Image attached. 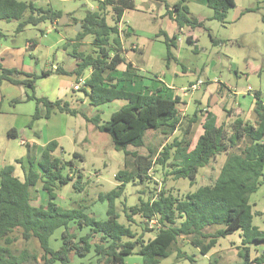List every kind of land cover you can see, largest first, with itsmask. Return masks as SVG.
Here are the masks:
<instances>
[{
    "label": "trees",
    "instance_id": "1",
    "mask_svg": "<svg viewBox=\"0 0 264 264\" xmlns=\"http://www.w3.org/2000/svg\"><path fill=\"white\" fill-rule=\"evenodd\" d=\"M207 4L214 11L212 18L225 23L236 0H207ZM166 6L167 14L178 27L172 36L165 31L159 33L164 36L169 64L178 60L174 48H177L182 29L205 27V23L191 14L185 0ZM135 7V0H98L96 9L87 11L82 19H74L76 24H82L75 39L81 41L91 35L95 48L89 53L75 50L78 66L71 72L57 65L41 74L76 73L80 78L92 68L83 87L90 97V104L98 106L117 99L125 100L106 121L100 114L84 115L97 129L109 133L115 149L125 154V167L115 174L120 183L110 191L100 192L97 198L108 203L107 217L98 218L85 199L75 201L71 208L58 203L62 187L73 181L76 190L82 191L85 185L80 171L76 180L73 173H64L67 166L74 165L73 159L63 160L56 156L55 152L61 146L58 140H51L43 148L38 168L34 166V159H29L23 178L15 174L12 164L0 170V264H29L32 259L39 258L38 254L27 249L14 253L11 246L17 238L14 232L18 229L24 240L36 238L39 241L42 254L38 264H71L75 256L85 259L80 264H127V257L133 254L143 257L142 264H161L162 259L174 252L173 247L178 258H187L189 264H197L195 255L179 245L180 237H190L191 243L207 255L221 237L238 230L242 242L239 252L242 263H223L218 258H210L209 264H264V249L256 248L264 242V229L253 222L255 214L263 212H254L255 203L250 202V195L264 183V99L261 93H254L257 120L252 123L240 116L236 108H231L226 110L233 118L230 126L225 122L219 123L217 115L209 109L206 113L203 109H196L184 120L180 105L185 102L180 96H166L161 89L154 92L131 91L120 86V82L133 80L136 74L133 64L122 56L119 30L125 11ZM110 8L114 24L109 22ZM62 15V11L51 7H36L32 1L0 0V20H20L19 30L28 23L37 25L46 20L59 23ZM124 35L130 36L131 32L126 31ZM188 41L194 43L192 35L188 36ZM123 62L126 70L116 77L117 68ZM182 67L186 70L184 65ZM38 77L17 67H5L0 62V86L7 81L31 88L33 94L27 99L43 103L47 108L46 117L56 109L72 115L79 113L68 100L58 98L51 101L37 97L35 83ZM15 102L19 100L11 101ZM202 112V132L193 138V127L200 121L199 113ZM40 116L37 109L34 118ZM153 131L173 138L163 143L161 148L150 147L148 154L140 153L138 148L146 145L147 135ZM8 133L11 137L18 135L15 128ZM27 147L30 153L31 145L27 144ZM130 147L137 149L130 150ZM223 152L227 153V158L214 182L182 195L175 194L174 189L166 185L168 176L174 180H195L200 168L209 165ZM129 156L131 159H127ZM75 157L84 159L79 152L74 153ZM129 164L131 169L127 167ZM155 165L165 169L164 182L160 187H154L148 197L140 196L135 204L127 205L123 200V212L129 224L121 222L122 210L116 202L124 196L127 182L149 181ZM39 182L48 194V201L47 204L34 205L31 189ZM136 216L140 217L141 230L132 227L133 222L137 223ZM152 220L156 223L151 227ZM216 225L222 227L214 228ZM59 230L61 243L56 248L52 238ZM147 231H153L154 235L147 237ZM253 248L258 251L255 255Z\"/></svg>",
    "mask_w": 264,
    "mask_h": 264
},
{
    "label": "rangeland",
    "instance_id": "2",
    "mask_svg": "<svg viewBox=\"0 0 264 264\" xmlns=\"http://www.w3.org/2000/svg\"><path fill=\"white\" fill-rule=\"evenodd\" d=\"M26 1L34 2L36 7H51L63 13L59 19L63 21L62 24L57 22L54 24L51 20H46L37 25L28 23L20 30L18 29L20 20H0V32H2L0 47L9 45L22 49L20 62L25 66L21 69L25 73L39 76L35 83V93L39 97L38 92H44V78H46V76H41L42 71L48 68L55 69L54 64L69 63L57 56L82 29L81 25L77 30L78 23L81 22L76 24L74 19H82L87 11L96 9L98 0ZM177 1L181 0H135L136 7L127 10L119 24L125 30L135 28L136 34L126 36L129 46L134 42L144 48L143 53L132 51V54L137 57V62L144 71L140 74L146 76L143 81L145 90H158L164 87L158 79L160 76L166 83L174 85L176 92L188 101L187 107L186 104L180 105L184 108L182 111L184 120L201 106L214 112L219 123L225 122L230 125L233 118L228 116L226 110L231 108H236L240 116L254 123L257 120L254 93L259 91L264 99V0H236L235 6L231 7L227 14L225 23L212 18L214 12L208 6L207 0H185L191 14L204 20L207 28L201 26L192 29L193 35L198 38L194 44L188 41V36L186 37L187 29H182L178 38L180 41H177V51H175L178 60L168 64L167 46L163 40L164 36L159 33L165 31L170 35L173 29L178 30L177 23L167 14L166 6V4L172 6ZM246 9L250 10L246 11ZM109 11H111L109 22L114 24L112 8ZM61 40H63L62 43ZM93 40L91 35L82 40L83 52H90L93 49ZM27 41L37 42L38 46L28 48L26 47ZM55 43L58 44V51L54 47ZM183 64L187 67L186 70H183ZM72 74L74 73L66 74L70 75L65 80L69 81L68 85L61 82L59 95L64 100H68L79 113L72 115L53 110L51 116L46 117L43 111L45 106L40 104L41 116L37 119L34 118L37 102L34 99H27L28 95L33 94V90L27 86L3 81L2 88L0 87L5 96L2 102L4 112L0 116V170L3 166L12 164L19 168V172H22L21 163L29 167V159H34V166L37 168L44 146L51 140H58L61 147L55 155L63 160L73 159L74 162L73 166H67L64 169V173H73L74 177L76 176L74 180H76L80 171L85 185L82 191L76 190L73 181L62 187L59 193V204L71 208L75 201L85 199L96 216L104 219L107 217L108 203L99 201L97 198L100 192L110 191L120 183L115 174L125 167V154L115 149L109 133L97 129L95 124L88 121L84 115L92 117L100 114L102 120H107L106 118L109 119L110 114L119 109L122 101L125 100L117 99L94 106L90 104L89 99H86L83 89H74L77 79ZM48 76L57 81L61 80V76L54 72ZM22 77H25V74ZM190 79L195 83L198 81L203 83L200 88L187 91L184 86H188ZM249 87H251L250 90ZM15 99L19 102L11 103ZM202 114L203 112L199 113L200 121L193 127V138L201 132ZM12 127L17 130V137L9 136L8 132ZM172 138L173 136H167L161 132H150L146 138V145L138 150L142 154H148L150 147L161 148L163 143L171 141ZM23 141L31 145L30 153ZM133 149L137 148L130 147V150ZM75 152L81 153L84 159L74 158ZM226 158V152L219 154L209 165L200 168L193 181L189 178L174 180L168 176L166 185L172 187L175 194L182 195L202 185L210 184L219 176ZM127 167L131 169L132 165L129 164ZM150 175L152 178L144 183L139 180L127 182L124 196L116 202L118 208L122 210L121 222L129 224L123 212L125 203L132 205L139 201L140 196L146 198L152 194L154 187H160L164 182L165 169L155 165ZM33 197V203L36 205L47 203L48 196L41 184L33 193ZM92 202L94 204H91ZM250 202L255 203L254 212H263V214H255L253 222L264 229V183L250 195ZM136 222L132 223V227L141 230L142 224H140L139 216H136ZM217 227H222V225L214 226V228ZM14 235L17 237L11 246L14 253L19 254L27 249L38 254L39 258L32 259L29 263L38 264L42 254L39 241L36 238L24 240L19 229L14 232ZM153 235V231L146 232L147 237ZM190 240V237L182 236L179 238V245L189 254L195 255L197 264H209L210 258H218L223 263H238L243 260L239 255L240 247H242L239 230L226 237H221L217 246L208 255L202 254ZM256 248L263 250L264 242L259 243ZM256 248L252 251L254 255L258 253ZM173 250L174 252L169 257L162 259L161 264H189L187 258H178L174 247ZM82 260L85 259L75 256L71 264H80ZM127 262L128 264H142L143 257L138 254L129 255Z\"/></svg>",
    "mask_w": 264,
    "mask_h": 264
},
{
    "label": "crops",
    "instance_id": "3",
    "mask_svg": "<svg viewBox=\"0 0 264 264\" xmlns=\"http://www.w3.org/2000/svg\"><path fill=\"white\" fill-rule=\"evenodd\" d=\"M127 11H125L124 15L126 14ZM214 12V11H213ZM123 15V17H124ZM214 15V14H213ZM123 17H122V20H123ZM26 18V17H25ZM23 20V19H22ZM121 20V22H122ZM54 24L56 22H53ZM122 29V30H121ZM135 29V28H134ZM133 28L132 29H127L125 30L124 28H121V26L119 25V30H120V36H121V39H122V56L128 61V62H131L133 64V66L135 67V70H136V74L134 75L133 77V80H129V81H123V82H120V86H125L126 88L130 89L131 91H138V90H142V91H145V92H154V91H158L159 89H161V92L164 93L166 96H170V97H176V96H180L181 99L185 102L184 104H186V107L189 105L188 101L184 100L183 97L181 95H179L178 92H176V87L172 84H168L166 83L163 78H161L159 76V80L160 82L163 83L164 87H160L158 88V90H153V89H146L144 88L143 86V81L144 79L146 78L145 75H142L140 74L141 72H144L142 69H141V65L139 62H137V57L133 56L132 54V51L134 52H140V53H143L144 52V48L139 46L138 43H131V45L129 46L127 44V40H126V36L124 35V32L128 31V32H131V35L132 34H136L135 30ZM183 29H187V34H186V37L189 36V35H192L193 38H194V42H196V40L198 39L197 37H195V35H193V30L190 29V28H183ZM177 30L176 29H173L172 30V34L170 35H173ZM44 34H46V32H43ZM89 36V35H88ZM63 40H61L60 42L62 43ZM178 41H180V39H178ZM58 43V42H57ZM55 43V46L56 47V51H58V44ZM194 44V43H193ZM1 45V44H0ZM196 47H197V44L195 43ZM36 46H38V43L37 42H34V41H27L26 42V47L28 48H35ZM83 41H77L76 39H71L70 42H68V46H66L65 48H63L62 51H60V54L57 56L58 58H61L62 60H66L68 61L69 63L67 62H64V65L62 64H54V68L57 67V65H60L62 66L65 70L67 71H73L77 66H78V59L74 56V53H75V50H77L78 52H83L84 49H83ZM69 47V48H68ZM94 48V47H93ZM197 49V48H196ZM93 50V49H92ZM91 50V51H92ZM90 51V52H91ZM175 51H177L176 48H174V53ZM84 53H89V52H84ZM22 56V49L20 48H16V47H10L9 45H6V46H3L0 47V62L5 66V67H8V68H13V67H17V68H22L24 69L23 67L25 66L23 63L20 62V57ZM70 57H72V59H70ZM74 58V59H73ZM180 62V61H179ZM184 65V64H183ZM151 66V64H150ZM185 66V65H184ZM48 69H52V68H48ZM118 71L115 73V76L116 77H119L122 75V73L126 70V63L123 62L121 63L119 66H118ZM187 69V67H186ZM92 73V68H89L85 71L84 73V76L82 77H78V75L76 73L72 74L73 77H75L77 79L76 83L74 84V89H75V85L80 83L81 86L79 89H76V90H80V89H83L88 77L91 75ZM61 76V80L57 81L56 79H51L50 76H46V78H44V92L40 91L38 92V96L39 97H46L48 98L49 100L51 101H55L56 99L58 98H62L64 99L63 97H61L59 94H60V85H61V82H65L66 85H68V82L69 81H65L67 80L66 77L67 76H70V75H66V74H59ZM75 79V80H76ZM192 84H195V81L194 80H189V84L188 86H184V89H187V91H190L191 89H189V87L192 85ZM2 85V84H1ZM2 88V86H0ZM148 87V86H147ZM1 88H0V106H1V113H0V116L3 115L2 112H4L3 108H2V102L5 100V96L4 94L1 92ZM86 89H88L86 87ZM89 90V89H88ZM192 91V90H191ZM82 100H84L83 98H81ZM86 99H89V102H90V97L86 94ZM115 101V100H113ZM190 102H192V100H190ZM125 103V101H122V105ZM9 104L11 105V103L9 102ZM40 104H43V103H40ZM40 104H37V109L38 111H40V108H39V105ZM202 104V102H201ZM9 105V106H10ZM44 105V104H43ZM45 106V105H44ZM46 106H45V109L43 111H45V115H46ZM181 111H183L184 108H182L181 106ZM197 109H203V110H207V108H202L201 106L200 107H197ZM57 110V109H56ZM54 110V111H56ZM114 112V111H113ZM112 112V113H113ZM207 112V111H206ZM205 112V113H206ZM40 113V112H39ZM111 113V114H112ZM110 114V116H111ZM183 114V113H182ZM204 118V116H203ZM232 118V117H230ZM108 120V118H106ZM103 121H106L105 119H103ZM219 122V121H218ZM15 125V124H14ZM14 128V127H12ZM11 128V129H12ZM201 132H202V129H201ZM200 132V133H201ZM23 143L27 146V143H25L23 141ZM28 148V147H27ZM130 149V148H129ZM124 158H125V155H124ZM20 168H22V172H19V168L17 166H15V174L18 175L19 177L23 178L24 177V169L25 168H28L27 166L23 165L21 163V166ZM38 168V167H37ZM21 170V169H20ZM39 184L42 185V182H39L37 184V186L33 187L31 189L32 191V195L33 193L35 192V190H37ZM118 185V184H117ZM42 189H43V186H42ZM44 190V189H43ZM45 191V190H44ZM46 192V191H45ZM47 193V192H46ZM60 193V191H59ZM48 196V194H47ZM34 201V197L32 199V203ZM48 201V199H47ZM57 201H60V194L58 196V199ZM59 203V202H58ZM34 204V203H33ZM47 204V203H46ZM36 205V204H34ZM41 205V204H40ZM65 208H70V207H67V206H63ZM60 230L57 231V233L59 234V236L57 237V233H55V235L53 236L52 240L54 239V241L57 243L56 248L60 246V243H61V240H60ZM208 255V254H207ZM243 261V260H242ZM242 261L238 262V263H242ZM56 264V263H55ZM128 264V262H127Z\"/></svg>",
    "mask_w": 264,
    "mask_h": 264
},
{
    "label": "built area",
    "instance_id": "4",
    "mask_svg": "<svg viewBox=\"0 0 264 264\" xmlns=\"http://www.w3.org/2000/svg\"><path fill=\"white\" fill-rule=\"evenodd\" d=\"M202 83H203L202 81H198L197 83L192 84V85L189 87V89H191V90H196L197 88H200V85H201ZM80 86H81L80 83L76 84V85H75V89H79ZM250 89H251V87H249V90H250ZM154 223H156V220H152V221H151V227L154 226Z\"/></svg>",
    "mask_w": 264,
    "mask_h": 264
},
{
    "label": "water",
    "instance_id": "5",
    "mask_svg": "<svg viewBox=\"0 0 264 264\" xmlns=\"http://www.w3.org/2000/svg\"><path fill=\"white\" fill-rule=\"evenodd\" d=\"M59 23H60V24H62V23H63V21H61V20H60V21H59ZM81 25H82L81 23H78L77 30H79V29H80ZM211 104H212V102H211Z\"/></svg>",
    "mask_w": 264,
    "mask_h": 264
}]
</instances>
